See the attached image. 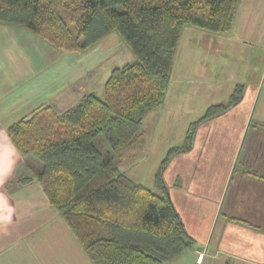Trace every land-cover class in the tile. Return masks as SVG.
<instances>
[{
    "label": "trees",
    "instance_id": "1",
    "mask_svg": "<svg viewBox=\"0 0 264 264\" xmlns=\"http://www.w3.org/2000/svg\"><path fill=\"white\" fill-rule=\"evenodd\" d=\"M240 0H0V24L23 28L51 47L83 52L113 33L134 60L113 67L103 97L84 94L59 112L44 105L7 127L31 178L86 252L92 264H162L193 243L162 175L153 189L120 172L125 151L141 147L145 115L160 106L182 29L225 33ZM237 84L227 104L209 106L197 125L239 102ZM176 149V151H178ZM175 150V149H174Z\"/></svg>",
    "mask_w": 264,
    "mask_h": 264
},
{
    "label": "rangeland",
    "instance_id": "2",
    "mask_svg": "<svg viewBox=\"0 0 264 264\" xmlns=\"http://www.w3.org/2000/svg\"><path fill=\"white\" fill-rule=\"evenodd\" d=\"M256 17L260 20L254 21ZM3 38L7 39L5 35ZM34 38L48 46L49 58L46 67L33 80L42 82L40 97L54 95L48 103L59 112L74 106L90 92L102 98L103 85L111 69L134 60L115 33L83 52L55 50L38 36ZM52 53L56 56L52 57ZM238 83L242 86V99L224 118L201 126L197 140L206 133L223 136L236 132L238 118L248 112L251 123L248 134L253 132L254 123L264 124V0H240L227 34L189 25L182 29L164 100L149 111L141 123L142 146L126 150L118 164L125 176L153 189L154 174L167 152L173 149L162 169L163 180L171 202L182 215L186 232L193 239L192 245L175 259L181 264H192L193 251L205 247L202 246L204 227L211 213L210 203L197 194V189L190 192L186 184L197 179L206 184H222L220 180L225 174L217 172L216 165L209 167L199 163L198 152H195L198 147L188 155L178 148L184 146L191 123L209 106L227 104ZM217 152L216 148L209 151L208 159L213 160ZM206 184H202L203 187Z\"/></svg>",
    "mask_w": 264,
    "mask_h": 264
},
{
    "label": "crops",
    "instance_id": "3",
    "mask_svg": "<svg viewBox=\"0 0 264 264\" xmlns=\"http://www.w3.org/2000/svg\"><path fill=\"white\" fill-rule=\"evenodd\" d=\"M34 36L26 29L0 24V133L7 134L9 125L41 106L50 105L48 102L54 97H40L42 82L33 80L49 58L48 46L38 43ZM234 106L200 122L191 147L181 151L188 155L198 147L195 152L199 163L216 165L217 172L225 174L220 180L222 184H206L199 179L186 184L190 192L198 190L197 194L211 206L204 227L205 247L193 251L192 264H264V124L254 123L253 132L248 134V112L238 116L236 132L223 136L206 133L197 140L201 126L224 118ZM4 142L5 137L0 136V143ZM213 148L218 152L212 157L218 161L208 159ZM25 178H31V173L19 153L14 171L0 184V194L12 209L10 216L3 213L5 218H0V264H92L40 184L24 182ZM178 214L185 228L182 215ZM177 257L162 264H181L175 261Z\"/></svg>",
    "mask_w": 264,
    "mask_h": 264
},
{
    "label": "clouds",
    "instance_id": "4",
    "mask_svg": "<svg viewBox=\"0 0 264 264\" xmlns=\"http://www.w3.org/2000/svg\"><path fill=\"white\" fill-rule=\"evenodd\" d=\"M0 136L5 137V142L0 143V184H3L5 180L14 171V166L19 155V150L14 142L10 138H7L6 133H0ZM12 209L9 207L7 198L0 194V218L3 217V213L11 215Z\"/></svg>",
    "mask_w": 264,
    "mask_h": 264
}]
</instances>
